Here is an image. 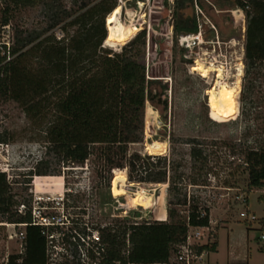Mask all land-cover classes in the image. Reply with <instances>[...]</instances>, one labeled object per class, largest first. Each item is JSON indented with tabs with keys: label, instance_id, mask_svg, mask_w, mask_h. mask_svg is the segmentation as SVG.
Segmentation results:
<instances>
[{
	"label": "rangeland",
	"instance_id": "rangeland-1",
	"mask_svg": "<svg viewBox=\"0 0 264 264\" xmlns=\"http://www.w3.org/2000/svg\"><path fill=\"white\" fill-rule=\"evenodd\" d=\"M82 1L45 0L33 7L16 9L10 21L15 41L19 31L24 37H37L28 48L48 37L62 41L90 26L95 36H99L102 31L99 13L85 25L70 24L83 12L78 9ZM89 1L93 5L99 0ZM117 3L122 6L118 20L141 28L130 31L124 39H117V34L107 28L110 13L107 14L104 19L107 37L98 55L115 56L133 46L139 52L138 59L146 65L147 78L158 80L152 84L155 99H147L145 103L143 140L130 145L126 168L114 169L109 180L95 155L80 164L56 156L47 138V129L56 113V96L52 90L43 97L42 109L31 115L19 102L0 99V141L13 147L10 152L0 148V163L12 166L9 171L15 184L11 185V192L28 207L33 205V198H43L40 205L47 206L45 212L64 220L62 225L51 229L54 236L48 241V264H95L87 256V247L88 235L95 233L97 227L115 226L124 218L129 221L167 218L168 201L174 197L169 183L138 181L132 164L136 154L141 159L146 154H158L150 153L149 147L155 143L164 146L163 154L169 160L181 164L174 172L185 173L177 184L183 186L182 192L198 194L204 204L213 208V225L200 230L204 233L201 239L192 240L211 243L218 234V248L196 261L264 264L258 223L253 221L249 225L241 215L249 214L248 220L253 214L264 217V200L260 198L264 189L252 190L249 204L244 202L248 194L247 174L241 167V150L250 145H264V62H257L246 73L245 46L250 17L237 0H117ZM5 7L4 0H0V21ZM187 18H195L198 31L202 32L201 44L195 40L192 50L179 43L181 33L175 29L180 20ZM143 39L145 45H140ZM29 58L36 61L32 56ZM198 59L216 70L207 77L192 71ZM238 73L242 74L239 84ZM220 82L233 87L239 85L236 112L210 103L209 90L217 86L218 92ZM196 143L208 154L202 171L201 162L193 168L190 156ZM41 168L47 173L40 174ZM231 172H235L236 183L225 187L224 180ZM198 174L202 179L207 178V185L190 184V176ZM34 175L40 176L36 188L31 184ZM21 231H25L24 226L0 223V262L11 254L24 252ZM197 231L191 229L190 233Z\"/></svg>",
	"mask_w": 264,
	"mask_h": 264
},
{
	"label": "trees",
	"instance_id": "trees-1",
	"mask_svg": "<svg viewBox=\"0 0 264 264\" xmlns=\"http://www.w3.org/2000/svg\"><path fill=\"white\" fill-rule=\"evenodd\" d=\"M43 1L4 0L6 7L0 23L10 22L16 9ZM237 4L250 17L245 46L248 74L257 62H264V0H237ZM117 5V0H99L93 5L89 0L81 2L78 9L83 12L70 24L85 25L99 13L102 31L97 37L90 26L62 41L48 37L26 48L37 37L27 38L19 31L13 48L17 55L0 67V99L19 102L31 115L42 109L43 97L52 90L56 113L47 129L51 150L64 161L77 164L95 155L109 180L114 169L127 167L130 145L143 140L145 103L147 99H155L152 84L158 81L147 78L146 65L138 59L139 52L133 46L115 56L98 55L107 37L104 19ZM175 29L179 33H196L198 25L195 18H187L180 20ZM140 45H145L144 39ZM30 56L36 61L30 60ZM241 153L248 190L244 202L249 204V192L264 189V145L247 146ZM190 156L193 168L201 162L202 171L208 159L205 149L193 144ZM132 164L138 181L169 183L174 197L168 201L167 218L142 221L124 218L115 226L97 227L100 244L89 243L87 255L91 260L99 258L100 264H173L190 228L210 227V207L198 194L182 192L183 186L177 184L185 173L174 172L181 164H175L166 154H146L142 159L136 154ZM38 172L47 173L42 168ZM234 173L225 178V187L236 183ZM190 184L208 183L207 178L198 174L190 176ZM21 202L11 192L6 174L0 172V223H27L24 252L9 255L6 264H48L49 238L40 226L32 224L31 207L27 206L24 214L19 211ZM245 220L249 225L256 221L258 230L264 231V217ZM217 246L216 234L213 242L195 245L194 250L201 255L216 251ZM261 249L264 250V244Z\"/></svg>",
	"mask_w": 264,
	"mask_h": 264
},
{
	"label": "built area",
	"instance_id": "built-area-1",
	"mask_svg": "<svg viewBox=\"0 0 264 264\" xmlns=\"http://www.w3.org/2000/svg\"><path fill=\"white\" fill-rule=\"evenodd\" d=\"M201 36H202L201 30L197 31L196 33H181L179 36V43L184 48L192 50L195 44L197 43L195 40H198V42L200 41L202 42ZM14 44H15V35L13 34L10 22L0 23V67L3 66L5 63L14 59L15 56L17 55V53H13ZM0 148L4 149L7 152H10L13 150V147H11V144H9L8 142H3V141H0ZM38 153H39L38 158L41 160L42 159L41 151L38 150ZM13 163H15V161ZM9 165L10 164L5 165V164L0 163V172L6 174L7 181L11 186L15 184V181H14L13 174L9 171V167L12 168V166L11 165L9 166ZM38 177L40 176L34 175L32 183H31L35 188H36L35 182L37 181ZM42 199L43 198L41 197L33 198V205L31 206L32 224L40 226L42 228L43 233L47 234L48 238H53L54 235L51 232V229L62 225L64 223L63 222L64 220L61 216H58L57 214L50 215L46 213L45 210L47 206L40 205ZM19 211L23 214L27 211V205L24 202L20 203ZM241 215L248 219L247 216L249 214L241 213ZM254 218H255V215H252L251 219L249 220H253ZM12 225L14 227L15 226L26 227L27 223H12ZM205 228H209V227H191L190 228V230L197 229L199 231L195 233H190V230H189L186 242L183 245H181L178 252L173 258L174 263L203 264L201 262L196 261V259H201L203 254L198 255L195 252L194 246L199 245V242H196L195 240L193 241L192 238L201 239L204 233L201 232L200 230L205 229ZM19 235L24 240L25 231L19 232ZM10 237H12V235H10ZM88 237H89L88 245L89 243H93L97 245L100 244V236H99L98 231H96L95 233L93 232L92 234H89ZM260 239L262 242H264V231L261 232ZM92 261L95 262V264H100L99 258H97V260H92ZM113 264H121V263L115 262ZM164 264H168V263H164Z\"/></svg>",
	"mask_w": 264,
	"mask_h": 264
},
{
	"label": "bare ground",
	"instance_id": "bare-ground-1",
	"mask_svg": "<svg viewBox=\"0 0 264 264\" xmlns=\"http://www.w3.org/2000/svg\"><path fill=\"white\" fill-rule=\"evenodd\" d=\"M121 11H122V6L119 4L115 7V9L107 17V28L110 32L117 34V39H122V38L124 39L126 34H130V31H132V30L134 31V30L141 28V27L136 26V25H125L124 23L120 22L118 20V15L121 13ZM109 42H110V39H107L106 43L109 44ZM191 70L199 72L203 77H207L212 71H214L216 69L211 67V66L205 65L201 61L199 62V59H198L197 63L192 66ZM217 71L219 72L218 76L220 77L221 68L217 69ZM241 75H242L241 73L240 74L238 73V79L236 81L238 84L240 82V76ZM216 87L209 90L210 103L213 105L228 109L232 112H236L237 103L235 101V98L237 97V94L240 90L239 85H236L233 87V85L230 86L227 83L223 82V83H221L220 89L218 92L216 91ZM162 147H164V146L161 143L151 144L149 147L151 152L150 151L149 152L150 153H158V154L162 153L163 154L164 148H162ZM123 192L125 193L124 190H123Z\"/></svg>",
	"mask_w": 264,
	"mask_h": 264
},
{
	"label": "crops",
	"instance_id": "crops-1",
	"mask_svg": "<svg viewBox=\"0 0 264 264\" xmlns=\"http://www.w3.org/2000/svg\"><path fill=\"white\" fill-rule=\"evenodd\" d=\"M264 196V195H263ZM263 200H264V198H262ZM212 209L213 208H210V225H213V223L211 222V211H212ZM217 236H218V234H217ZM259 241L262 243V245L260 246V250L262 251V252H264V250H262L261 248H262V246H263V244H264V242H262L261 241V239H260V237H259ZM217 248H218V246H217ZM217 250V249H216ZM211 252V251H210ZM207 253H209V252H207ZM206 253H204L203 255H202V257L205 255ZM6 261L7 260H5V261H1L0 262V264H6Z\"/></svg>",
	"mask_w": 264,
	"mask_h": 264
}]
</instances>
